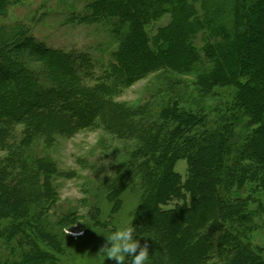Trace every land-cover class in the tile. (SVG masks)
<instances>
[{"label":"trees","instance_id":"trees-1","mask_svg":"<svg viewBox=\"0 0 264 264\" xmlns=\"http://www.w3.org/2000/svg\"><path fill=\"white\" fill-rule=\"evenodd\" d=\"M165 15L168 22L150 33L149 25ZM73 20H116L109 31L117 46L98 76L89 55L48 47L21 28L0 27V125L28 120L42 134L87 128L95 119L113 116L109 98L117 87L151 72H192L207 91L233 88L217 118L206 119L173 102L161 111L159 122H148L145 133L138 134L131 172L143 186L132 222L148 239L150 252L165 255L167 264H200L210 255L225 264H264L242 239V222L251 215L245 207L255 200L240 192L252 184L251 191L264 196V0H92ZM17 46L25 52L19 54ZM128 123L123 121L125 127ZM193 123L197 129L180 140ZM180 158L187 160L184 180L174 169ZM36 163L44 183L41 198H51L52 164L45 158ZM131 172L129 178L121 173L105 181L111 212L119 209L129 183H136ZM10 176L5 160L0 163V208L10 206L16 213L23 197L18 184L7 183ZM256 207L264 212L261 199ZM24 225H9L21 229L17 242L24 239L31 247L12 264H62L52 250L27 241ZM11 237L12 232L2 233V244Z\"/></svg>","mask_w":264,"mask_h":264},{"label":"rangeland","instance_id":"rangeland-1","mask_svg":"<svg viewBox=\"0 0 264 264\" xmlns=\"http://www.w3.org/2000/svg\"><path fill=\"white\" fill-rule=\"evenodd\" d=\"M0 1L4 2L0 10V27L21 28L48 47L89 55L96 76L111 61L117 40L109 30L116 20L92 23L73 20L84 14L86 4L92 0ZM168 19L169 16H162L149 25L148 31L153 33ZM202 42L198 37L196 43L200 46ZM15 50L19 54L25 52L20 46ZM232 93L230 87H214L207 91L192 72L171 74L158 71L148 73L128 86L117 87L109 98L115 109L113 116L95 119L87 128L42 134L28 120L0 125V163L5 160L10 163L11 176L7 183L18 184L23 197L16 213L10 206L0 208V264H12L21 257L24 249L31 248L23 238V244L17 242L22 233L21 229L10 228L12 221L26 223L22 227L27 241L34 240V248L52 250L62 264H115L113 260L106 257L103 261V257L98 258L95 254L105 243L104 234H109L111 229L126 220L134 219L140 204L143 181L133 175V165L137 161L131 158L138 145V134L145 133L148 122H159L161 111L172 106L173 102L179 108L206 114V119L217 118L221 108L231 101ZM126 117L130 119L127 118L129 123L125 127L123 121L127 124ZM194 126L193 123L186 127L178 138L184 139ZM24 141L29 143L25 145ZM39 158L52 164L54 172L49 178L54 194L51 198H41L40 195L43 178L33 166L37 168ZM174 169L184 180L187 160L178 159ZM129 171H132L131 178L134 177L136 183H129L120 196L119 209L111 212L105 181H111L121 173V178L125 179ZM252 187L247 184L240 191L243 198L251 196L255 200H249L245 207L251 215L242 222L246 227L241 236L248 248L264 259V212L256 210L258 199L264 204V196L260 191H251ZM176 202L172 201L169 206ZM64 216L66 220L62 218ZM34 222L42 226L32 225ZM8 232H12L11 241L2 244V233ZM136 234L141 244L147 243L146 237H141L139 232ZM210 256L200 264H225L224 258ZM150 259L151 264H167L165 255L154 250L150 252ZM126 264H130V260Z\"/></svg>","mask_w":264,"mask_h":264},{"label":"clouds","instance_id":"clouds-1","mask_svg":"<svg viewBox=\"0 0 264 264\" xmlns=\"http://www.w3.org/2000/svg\"><path fill=\"white\" fill-rule=\"evenodd\" d=\"M132 219L114 227L109 234H104L105 243L99 247L96 257H103V261L107 257L115 264H126L129 260L130 264H151L149 246L147 243L141 244Z\"/></svg>","mask_w":264,"mask_h":264}]
</instances>
